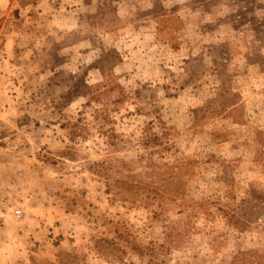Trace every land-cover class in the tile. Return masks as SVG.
Wrapping results in <instances>:
<instances>
[{
    "label": "rangeland",
    "instance_id": "rangeland-1",
    "mask_svg": "<svg viewBox=\"0 0 264 264\" xmlns=\"http://www.w3.org/2000/svg\"><path fill=\"white\" fill-rule=\"evenodd\" d=\"M0 264H264V0H0Z\"/></svg>",
    "mask_w": 264,
    "mask_h": 264
},
{
    "label": "trees",
    "instance_id": "trees-1",
    "mask_svg": "<svg viewBox=\"0 0 264 264\" xmlns=\"http://www.w3.org/2000/svg\"><path fill=\"white\" fill-rule=\"evenodd\" d=\"M79 79H80L79 80V83H80L81 87H78V85L72 86L69 89V91L66 93V96L68 97V99H70L72 95H84V96L88 95L89 97H88V100L86 101V105H88V103H90L91 100H93L94 98H96V96L95 95H92L90 93V90H89L93 86L86 85V83L84 82V78H81L80 77ZM150 140H151V142H153L154 137L150 138ZM136 248L138 249V247H136ZM138 252H140V254H141V252H143V251H142V249H138Z\"/></svg>",
    "mask_w": 264,
    "mask_h": 264
},
{
    "label": "built area",
    "instance_id": "built-area-1",
    "mask_svg": "<svg viewBox=\"0 0 264 264\" xmlns=\"http://www.w3.org/2000/svg\"><path fill=\"white\" fill-rule=\"evenodd\" d=\"M13 214H14V216H16V217H19V216L21 215V210H20V209H15V210L13 211Z\"/></svg>",
    "mask_w": 264,
    "mask_h": 264
}]
</instances>
